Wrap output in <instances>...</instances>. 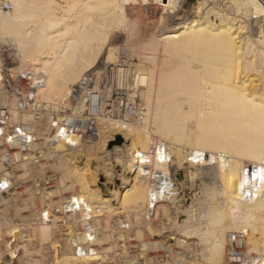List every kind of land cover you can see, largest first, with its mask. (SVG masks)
<instances>
[{
  "label": "bare ground",
  "instance_id": "1",
  "mask_svg": "<svg viewBox=\"0 0 264 264\" xmlns=\"http://www.w3.org/2000/svg\"><path fill=\"white\" fill-rule=\"evenodd\" d=\"M9 1L12 10L0 11V43L11 46L9 51L21 66H28L30 70L33 66V71L42 74L44 85L37 90L36 98L47 104L56 101V106L62 98L58 111H63V98L69 94L70 86L77 82L80 74L95 68L96 62H100L104 55L106 40L102 38L103 32L102 35L92 32L98 24V21L91 23L93 15L107 12L113 4L122 10L121 4L127 0H41L39 7L33 5L38 0ZM184 1L179 0L176 8L181 7ZM193 10L198 15L195 14L197 19L184 17L178 30L162 34L163 51L172 55L177 64L167 73L160 71L157 105L151 113L155 114L152 131L147 129L151 114L146 109L143 117L134 118L137 123L134 128L119 125L115 123L117 121L106 124L105 128H117L130 141V149L119 160L130 171L129 188L120 195L117 189L110 188V196H98L97 190L89 185V169L78 168L67 174L72 172L70 175L84 195L91 199L96 197L94 210L106 212L105 207L99 204L113 206L118 195L121 196L118 204L122 205L121 199L125 194H146L143 215L147 204L152 203V194L146 178L140 174L142 165L137 164L150 158L147 151L153 139L162 141L168 146L171 162L175 156L180 168L184 160L196 170L209 167L217 184L213 189L203 187L198 202L185 210L187 219L181 224L175 223L173 230L181 231L184 236L194 234L201 245L202 258L214 263L221 258L226 233H242L250 244L245 252L255 255L258 264H264V0H199ZM100 23L102 25L103 22L100 21L99 26ZM105 55H108L107 60L109 51ZM148 63L153 62L150 59ZM21 66L13 70L23 71ZM145 72L138 79L141 84L148 81L149 97L154 95L155 72L150 64ZM2 91L0 104L8 103L10 106L12 103L13 106V100L8 102ZM7 95L9 99H15ZM79 105L71 112L80 111L82 104ZM144 105L149 107L148 103ZM12 111L18 114L16 106ZM109 130L106 132H111ZM74 139L66 135L61 142L67 140V149L81 151L79 157L86 159L92 153L89 142L77 144ZM186 147L190 149L188 153L184 151ZM198 153L202 154V160L197 159ZM134 155H139L140 161L135 160ZM84 162L88 168L87 160ZM248 164L256 166L254 174L259 185L253 182L254 194L245 198L242 188L252 185V181L251 177L243 178L241 170ZM151 168L169 174L176 170L172 163L171 168L168 166L166 169L155 157ZM123 180L122 177L120 181L125 184ZM217 195L223 198V204L218 203L220 207L215 201ZM160 204L172 212L162 200L155 206L158 214ZM40 231L47 235L50 228L41 227ZM254 232L258 234L256 240L252 236Z\"/></svg>",
  "mask_w": 264,
  "mask_h": 264
},
{
  "label": "rangeland",
  "instance_id": "2",
  "mask_svg": "<svg viewBox=\"0 0 264 264\" xmlns=\"http://www.w3.org/2000/svg\"><path fill=\"white\" fill-rule=\"evenodd\" d=\"M178 1L127 0L121 4L122 10L115 8L113 4L107 12L103 11L101 14L95 12L97 15H93L91 23L98 21L99 24L101 21L104 25L95 24L97 27L94 25L92 32H100L98 34L101 35V32L104 33L102 38L106 40L103 42L106 47L101 61L96 62L95 68L80 74L78 80L84 74L92 72L97 77L100 87L105 86V96L106 94L108 96H103V99L112 95L111 99L102 100L95 115L99 137L84 140L89 142L87 144L92 149V153L86 159L79 157L81 151L67 149V140L53 142L52 136L56 129L52 126L58 123L61 116L52 117L51 112L58 114V104L62 98L57 102V106L54 105L56 101L47 104L37 99L46 106L47 112L40 114L38 118L29 113L20 116L12 111L16 106L15 99H9L0 89L8 102L13 100L15 103L13 106L12 103L10 106L8 103L3 105L10 108L14 118L28 122L33 133L32 144L25 151H15L7 144H0V154H8L12 159L11 164H4L0 160V264H227L230 246L228 239L235 232L226 233L221 258L214 263L202 258V248L194 234L184 236L181 231L173 230L172 227L175 223L181 224L187 219L185 210L198 202L203 194V187L216 188L215 174L209 167L196 170L184 160L180 168L175 156H172L171 163L174 169L176 168V179L180 183V208L177 219H173L172 212L161 204L159 205L161 211L156 220L145 219L142 215L143 202L146 198L144 193L131 196L125 194L123 200L121 199L122 205L117 201L121 198L120 192L124 194L129 188L127 186L130 171L119 160L130 149L131 144L127 136L117 128L109 130L105 127L107 123L114 121L126 127L137 126L134 118L123 112L119 113L118 105L121 100L144 106V109L149 110V115L154 113L160 88L158 82L160 71L167 73L177 64L172 55L164 53L162 36L178 30L185 18L191 20L197 19L198 16L193 9L199 0H185L177 9ZM40 3L41 0H38L33 5L39 7ZM112 8L115 9L113 12ZM98 26L104 27L100 28L102 31ZM98 34L97 37H101ZM10 49L12 48L8 43H0V70L6 68L15 71L13 68L21 66ZM108 51L109 58L105 60ZM150 59L153 63H148ZM148 64L155 72L152 93L154 95L149 97L148 81L141 84L138 79L141 73H146ZM21 69H28V66H21ZM146 99L149 107L144 105ZM83 101L80 99L76 105H70L63 98L64 109L72 110L80 106V103L81 110L87 106L88 110H91L92 106ZM153 115L155 116V114L150 116ZM154 116L148 117L150 125L149 127L147 125V129L151 131L154 127ZM107 130L111 132L108 133ZM116 136L122 138L120 145L114 144ZM151 136L156 137L155 134ZM187 148H184V151L188 153L190 149ZM197 159L202 160V154L198 153ZM78 168L89 169L87 179L90 187L99 193L98 196H110V188L118 190L119 198L112 203L113 206L99 204L100 207H105L103 209L107 210L106 212L96 209L95 211L93 205L97 206L94 202L96 197L91 199L84 195L73 175H70L72 172L67 174L68 171H76ZM122 177L125 184L120 181ZM106 182L108 185L105 186ZM220 197L217 195L216 204H223V198ZM71 199L76 205L75 209L79 211H73L74 208L72 211L65 209L66 202ZM113 222L117 225H112ZM125 223L129 224L127 229H121V224ZM41 227L50 228L47 235L41 234ZM89 230L93 233L88 234ZM113 235H117L118 239L115 240ZM169 236L174 238L170 240ZM252 236L256 240L257 232L252 233ZM247 244L245 240L243 244L245 250L250 247V244Z\"/></svg>",
  "mask_w": 264,
  "mask_h": 264
},
{
  "label": "built area",
  "instance_id": "3",
  "mask_svg": "<svg viewBox=\"0 0 264 264\" xmlns=\"http://www.w3.org/2000/svg\"><path fill=\"white\" fill-rule=\"evenodd\" d=\"M12 10V5L7 0H0V11L9 12ZM44 85V78L41 73L26 69L23 71H11L10 69L3 68L0 70V88L6 94L12 95L16 99V111L18 114L23 115L29 113L38 118L40 114L47 112L46 106L39 103L36 98L37 90ZM99 89L98 91L95 89ZM105 86L100 87V83L97 81V77L94 73L84 74L74 85L70 86L69 94L65 101L70 105H76L80 99L84 100L83 103H87L92 106L91 110H88V106L84 107L78 112H71V110L63 109L58 114H52V117H59L58 123H54L52 127H55L56 132L52 136L53 142L62 141L66 135L77 144L84 140H91L98 137V128L95 115L99 109L102 100L111 99V95L108 98L103 99L105 96ZM116 94V93H115ZM106 94L105 97H107ZM85 98V99H84ZM10 108L5 105H0V144H7L15 151H25L33 141V133L31 132V125L28 122L21 121L20 118H14L10 112ZM67 111V112H66ZM119 113L130 116L131 118H140L144 114V106L136 105L128 100L120 101L118 105ZM61 114V115H59ZM51 117V118H52ZM64 131V132H63ZM74 146V145H72ZM147 154L150 158H146L145 163H138L142 165L141 176L145 177L146 185L149 188V193L152 194V203L147 204L143 211V216L149 221L156 220L158 213L156 207L159 202L163 200L166 207H168L173 214V219L178 218L179 207V194L180 183L176 179L177 171L174 174L164 172V170H153L151 168L153 157L157 161L163 164V167L167 169L171 168V158L169 156L168 146L164 142H160L156 139L151 141ZM135 156V155H134ZM140 156L136 155L135 160ZM0 160L4 164H11L12 159L8 154H0ZM256 166L248 164L241 170V176L248 179L251 177L252 185H245L242 188V194L245 198H250L254 194L252 190L253 182L259 185V179H256L255 171ZM156 197V199H154ZM73 199L66 202L67 211H79L75 209V203ZM98 211V209H96ZM112 225H117L112 223ZM128 223L121 224V229H127ZM93 231L88 232V234ZM87 234V236H88ZM92 237V236H91ZM117 240L118 236L113 235ZM91 241V240H89ZM229 249L227 264H258V260L254 256L245 253L243 244L245 239L242 233H235L228 239Z\"/></svg>",
  "mask_w": 264,
  "mask_h": 264
},
{
  "label": "water",
  "instance_id": "4",
  "mask_svg": "<svg viewBox=\"0 0 264 264\" xmlns=\"http://www.w3.org/2000/svg\"><path fill=\"white\" fill-rule=\"evenodd\" d=\"M121 143H122V138L120 136H116L114 144L115 145H120ZM110 145H112V143H110Z\"/></svg>",
  "mask_w": 264,
  "mask_h": 264
}]
</instances>
